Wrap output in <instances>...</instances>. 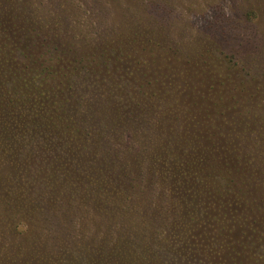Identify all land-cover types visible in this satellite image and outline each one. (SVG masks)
<instances>
[{
    "label": "rangeland",
    "instance_id": "1",
    "mask_svg": "<svg viewBox=\"0 0 264 264\" xmlns=\"http://www.w3.org/2000/svg\"><path fill=\"white\" fill-rule=\"evenodd\" d=\"M138 22L139 30L134 27ZM135 31L160 45L151 48L158 65L139 71L148 73L156 97L174 90V115L192 119L188 128L177 123L179 130L193 137L199 133L188 154L207 149L201 124L207 117L213 123L206 128L213 141L208 162L215 168L228 164L224 171H232L236 187L227 194L220 190L226 185L221 180L210 190H202L206 181L199 182V192L181 180L177 186L178 174L155 158L152 168L166 177L149 186L145 172L131 175L138 187L130 191L121 186L124 180L116 182L118 170L101 178L84 165V158L77 164L84 170L79 181L92 184L87 190L79 188L78 170L52 178L56 184L48 190L46 177L33 189L27 178H8L0 166L5 197L0 203L10 208H0V264H264V0H0L4 57L13 46L34 57L45 53L48 59L57 55L53 45H58L80 66L85 55L99 56L105 43L112 46L120 33L132 36ZM164 48L174 50V60L161 52ZM127 55L118 64L124 70L133 67ZM124 78L118 84L133 90L137 80ZM108 95L115 105L130 98ZM3 115L10 117L9 111ZM111 146L127 162L125 169L133 167L125 145ZM128 147L134 154L139 145ZM147 150L139 156L146 157ZM150 159L141 160L143 166Z\"/></svg>",
    "mask_w": 264,
    "mask_h": 264
},
{
    "label": "trees",
    "instance_id": "2",
    "mask_svg": "<svg viewBox=\"0 0 264 264\" xmlns=\"http://www.w3.org/2000/svg\"><path fill=\"white\" fill-rule=\"evenodd\" d=\"M134 25L137 30L142 26L140 22ZM15 35L16 32H12L10 37L14 39ZM146 35L148 34L137 31L132 36H123V33H120L112 40V46L105 43L98 49L99 56L85 55L87 60L80 66H76L74 63L77 60L74 61L66 50H60L58 45H53L57 55L52 57L51 53L48 59L43 58L45 53L34 57L27 49L19 52L20 47L15 50L13 46L12 51L8 53L9 57L0 53V166L7 169L8 178H27L30 186L33 185L35 189L38 187L37 183L46 177V188L51 190L53 187L49 184H56L53 179H64L68 170H78L75 176L79 181L84 170L78 167L77 162L84 158V165L87 168L90 166L89 169H93L101 178H111L118 170L119 174L115 175L116 182L119 185L124 180L121 186L130 191L138 187L132 183L131 175L141 176L142 172H145L149 186L155 180L166 177H161L159 171L152 168L155 158L162 164L169 163L171 173L178 174L175 178L177 186L181 180L186 187L199 192L200 183L206 181L207 184L202 190H207L209 186L213 187L221 180L226 185H221L220 190L226 191L227 194L233 192L232 187H236L233 173L224 171L228 164L222 162L215 168L208 162V156L211 155L209 144L213 141L210 129L206 128L212 127L213 123L207 117L200 119L205 124L201 123L207 149L199 151L194 148L195 153L188 154L187 149H191V141L194 145L198 143L199 133L196 131L194 135L197 137H193L187 130L181 132L177 123H186L188 128L192 119H180L178 115H174V100L170 99L173 89L172 92L167 91L156 97L153 91L155 86L146 79L148 73L139 71L148 64L158 65L151 48H159L160 45H155L150 38L146 39ZM52 42L51 44H54ZM18 44V41L14 42V45ZM132 50L133 55L130 54ZM161 52L174 60L172 48H164ZM125 54H128L126 60L132 61L133 65L126 70L122 67L125 65L118 67V64L123 63ZM20 55L24 56L22 62L18 58ZM81 58V61H84L85 58ZM41 60L43 62L35 67ZM6 62L10 67H5ZM192 70L198 72V69ZM156 75L157 73L153 74ZM124 76L137 80L133 90L118 84L123 82ZM6 85H9L8 88ZM210 85L207 87L209 90ZM127 86L131 87V83ZM106 94H120L122 101L130 98L124 105H115V101L110 102L111 98H107ZM164 103H167L165 107ZM7 111L10 116L8 118L3 115ZM146 116L148 119H145ZM143 134L146 137L142 139ZM134 142L139 148L133 154V150L128 146ZM113 144L117 147L125 145V149L131 154L129 160H135L133 167L125 169L127 162L120 161L119 152L112 149ZM141 149H148L146 157L139 156ZM72 155L77 157L76 160L71 158ZM150 156L149 164L143 166L141 160L148 161ZM70 160L76 163V167L70 166ZM172 179L174 181L173 177ZM85 181H89V178L86 177ZM80 183L79 188L85 190L92 186L91 183L83 185L82 180ZM163 188L159 190L161 193H165ZM205 193L206 196L217 198L215 193ZM0 196L2 200L5 199L4 195ZM8 206L9 203H0V208ZM133 209H136L135 204Z\"/></svg>",
    "mask_w": 264,
    "mask_h": 264
}]
</instances>
